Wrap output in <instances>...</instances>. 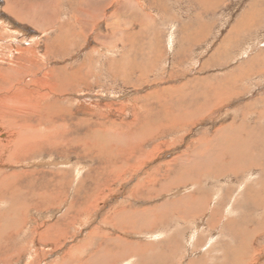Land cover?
<instances>
[{"label": "rangeland", "instance_id": "374dc122", "mask_svg": "<svg viewBox=\"0 0 264 264\" xmlns=\"http://www.w3.org/2000/svg\"><path fill=\"white\" fill-rule=\"evenodd\" d=\"M10 1L13 4L15 3V5L21 6L24 10L30 8L33 14L27 12L30 17L29 20H31L30 23L25 20L19 21L11 13L7 12V0H0V22H3L8 28L6 29L7 32H4L2 25L0 26V44L2 45L0 47V64L2 66L0 68L6 67V75H8L7 77L14 87L17 84L24 86V89L19 91L17 98L23 105L24 110H21V114L27 115L31 124L43 125L42 128L46 127L45 121L47 122V120L43 119L46 114L45 107L52 104L54 112L51 113V120L67 124V128L60 129L62 132L59 137L63 144L61 145L59 142V145L67 151V154L50 153L48 151L38 153L36 158L33 156L28 159V163L26 161L24 166L21 164L5 166L0 163V180L3 177L10 176L13 171L19 172L21 169L27 170L28 168L29 170L37 171H51V169L58 171L62 169L69 173L68 177H66L67 180L73 178L74 182L78 183L79 180H83L86 183L84 188L89 192V200L85 206H81V211L75 210L67 215L62 213H64L63 210L68 208V205L56 202L59 203L56 210L50 209L44 212L40 210V212L34 213L33 207L30 210L28 208L26 212L23 211L22 214L19 212L10 216L7 214L11 213L5 214V211L14 204L12 202H15L12 199H8V197L11 196L10 193L14 190L13 187L16 184L5 183L6 185L0 190V264H88L89 262V264H122L123 251L125 249L129 250L127 245H154L156 248L161 245H167L170 253L175 250V256L170 257L172 255H169L167 257L169 264H203V253L206 251V246L204 247V245H239V243L243 244V240L247 242V244L244 243L245 245L251 243L253 248L262 247L260 251L264 252V250L262 251L264 249V234L258 235L259 224L264 217L256 216L255 213L249 214L250 209L248 212L246 211L247 213L240 211V209H245V205L248 204L247 195H249V192L247 194V191L250 190L249 187L259 189L262 185H257L259 181L255 184L253 180L257 176L261 177V179L264 177V172L260 174L257 168L249 170L250 167L256 165H251L247 161L246 155L238 156L235 166L239 172L234 169L236 175L229 173L230 169H220V163L217 162L216 167L212 164L208 169L209 171L211 170L210 172L217 174L208 175L205 179H201L202 189L208 195L204 200L215 197L219 202L217 211L221 215H216L212 222H208L211 218L209 217L210 214L203 215L202 218L201 215L200 217L199 215L194 217L192 215L194 212H189V217L187 218L189 220L181 223V217L174 216L176 207L173 211L172 209L170 211L168 209L164 210L168 206L172 205L171 207H174V204L180 202L179 197H182L181 195L187 185H177L175 182L178 181L177 178H182L184 169H186L185 173L187 171L190 172L189 164L192 162L193 157L197 158L196 154L194 156L191 151L197 152L195 148L197 145H201V140H210L217 133L215 131L223 125H228V130L233 128L231 131L234 130L233 132L241 135L242 139H245L247 133L253 130H256L257 137L264 136V124H262L264 123V115L259 119L256 114L254 115L252 106L249 105L257 102L258 98L261 97L260 100L264 102V61L257 59L259 61L252 64L250 66L252 68L249 67L246 70L245 67L252 60L251 57L253 55L264 54V11L259 17L260 20L257 25L248 27V29L244 28L241 31L237 42L234 43L231 49L224 51V54L220 57L214 56L215 58H212L215 53L221 50L222 40L227 37L232 24L241 19L240 14L248 10L252 4L257 3L254 2L256 0H222L212 7L211 5L209 7H201V0H128V4L124 0H114V2L108 3L107 11L101 9L104 8L102 7V0H88L90 2L86 0ZM257 4H262L261 7H263L264 0L263 3ZM116 7H120L117 9L118 16L116 18H108V14L110 15ZM165 8L168 11L165 12ZM99 9L102 10L99 12V17H95V19L89 17L92 11H99ZM86 10L89 12L87 13ZM42 11L45 20H41L38 13H42ZM155 11L161 15L168 14L165 23L162 22L163 17L161 16H159V21L153 20L154 16L156 18ZM144 13H150L154 16ZM140 17L147 20L152 19L151 21H154L155 26L148 33L138 35V25L136 22L132 23L131 21ZM51 22L52 24H50ZM130 24L131 26L129 27ZM205 24L206 31L203 36L197 35L198 30L202 27L204 28ZM68 26L71 27V34L69 33L68 38L76 40L69 48H66L67 51H55L56 53L53 52L51 53L52 55L48 53V56L45 53L43 40L45 41L61 33L68 34V31H61V29L65 30L68 28ZM148 26L151 27V23ZM126 28H128V31L125 32ZM152 29L153 31H151ZM185 31L192 36L195 32L197 36L194 37L199 38L200 41L195 42V39L193 40L194 37L185 34ZM129 38L134 39L132 44L131 40H128ZM172 40L173 46L175 45L173 49L170 48ZM152 46H157L158 48V52L155 51L153 55L148 53L152 52ZM25 47L28 51H31L28 52ZM6 58L7 60H5ZM36 60L38 62L39 60L41 61L38 63ZM207 60L209 63L206 64ZM111 63L116 64L113 65ZM55 67L59 71L57 69L53 71ZM82 71L83 73L90 72L86 83L80 84L78 87H74L70 83L69 85L67 84L65 80H67L68 73L71 75L74 72L82 73ZM222 73L228 76L229 74H234L236 75L234 79H240L234 86L235 92L239 93V96L227 101L220 107L212 108L193 122L174 125V119L172 118L175 115L174 112H171L178 107L179 101H183V96L198 89L201 90L200 82L202 81H200V78L208 79L212 82L216 81L213 76L219 75V80H221L223 75L221 76L220 74ZM190 80L191 83L193 82L192 85L196 86L195 88L190 89L182 86L186 85L185 83ZM79 82L82 83L81 81ZM59 83L60 85H58ZM181 86L183 88L180 89ZM65 89L68 91L66 92L67 94ZM196 99V97H193L192 102L196 101ZM247 103L248 105L246 106L245 104ZM3 106L0 102V118L11 117L6 113L7 109L5 106L4 109ZM30 106L32 107L30 108ZM63 106L70 109L64 112L66 108H62ZM168 107L171 109H166ZM26 108L29 111L25 110ZM58 108L59 110H57ZM59 112L62 116H60ZM165 112L171 120H169L170 122L164 121V128H161L154 136L148 134L149 131H144V129L150 128L149 123H156L154 121L156 117H162L166 114ZM243 113L247 114L246 121H244ZM138 116L140 119L139 123L135 122ZM22 117L20 116L18 119L22 120ZM232 120H236L233 127L229 125ZM134 122L135 124H133ZM242 123L244 124L243 126ZM155 127L157 128V126ZM155 127L150 131L155 130ZM12 129L11 126L0 122V139H6L8 137L7 132L11 133ZM72 137H77V143L79 144L75 143L76 146L74 144L70 147L71 149H67L65 146L71 141ZM85 138H88L89 142L91 141L89 146L97 143L96 148L93 146L88 151V154L81 149L82 146L80 144V142L83 144L80 139ZM200 138L202 139L199 140ZM128 140L129 142H127ZM247 145H244V148L249 158L255 155L254 157H257V161L264 162V150L259 151L261 149L259 144H249L250 149ZM189 153L192 155L189 156ZM132 155L135 157H131ZM141 158L143 159L140 162L139 159ZM137 159L138 163L135 162ZM32 164H34L33 167ZM109 166L116 167V170H112ZM250 171L253 173H250ZM191 173L193 176L199 177L195 175V172ZM26 174L28 175V173ZM76 175L79 178L82 176V178L79 179ZM85 175H88L87 180H85L87 177ZM236 176L237 178H235ZM251 176L255 177L252 178ZM41 177L42 175L40 174L34 176L38 182L42 181ZM22 178L24 177L19 180ZM233 178L236 183L231 181ZM244 181L246 184H244ZM20 182L22 181H18L16 186H20ZM74 182L72 183L74 185L71 184L70 189H68L66 201L69 200L71 202L73 198L76 201L75 191L80 188L78 185L80 183ZM230 185H234L232 189ZM195 186L192 189H195ZM188 187L191 188V186ZM20 188L22 189V187ZM221 191L222 193H220ZM82 193L83 191L77 195L82 197L85 192L83 195ZM26 195V193L22 194L20 202L23 201L33 205L34 201L28 200ZM235 198L236 206L233 208L234 212L232 209L228 214L224 215V210L226 212V208L230 206ZM81 200L78 197L76 206L79 205ZM18 204L21 203L18 202ZM64 205L67 206L64 207ZM125 211H127V214L124 215ZM118 212L121 213L119 217L124 215L123 218H115V214ZM137 212L148 214L151 219L144 218L140 224L139 222L134 224L132 216H136ZM151 214L154 215L151 216ZM156 215L159 222L154 226V221L152 222V220L155 219L153 217H156ZM222 215L225 217H222ZM190 218H194L195 221L192 223L191 221L193 220ZM16 219L20 221L17 224L18 227L14 226ZM104 219H108V221L106 220L105 222ZM225 219L230 222L226 224ZM135 220L137 221V219ZM112 221L119 226L112 228L110 236L112 238H114L112 235L122 236L121 239L125 240V242H121L123 245H103L101 238L96 236L98 234H92L99 226L103 230H110L113 224ZM234 221L235 224H233ZM51 222L57 225L58 229L60 224L65 223L67 225L65 232L63 230V233L51 231L50 238H48L47 235H44V230L47 223ZM244 222L246 223L244 224ZM149 223H151L152 227L154 226L151 230L149 229ZM133 225L136 226L137 230L131 227ZM154 228L155 230L159 229L161 238L156 237L158 238L156 239L153 237L158 234L153 231ZM240 229H243L242 232L249 233L245 237L241 233L240 237L238 235L241 231ZM254 230H257L256 233H252ZM150 231L152 232L149 233ZM90 232L92 233L90 234ZM237 236L241 239H237ZM196 237L202 238L201 243H195ZM168 238L174 240L169 241ZM258 243L260 246L257 245ZM77 246L78 250H75ZM218 252L220 251L212 254ZM159 254L160 252L157 251L156 256H159ZM111 255L112 258H109ZM262 255L261 260H264V254ZM156 256L142 254L139 257L142 262L140 264L149 263ZM107 257L109 258L108 260ZM124 264H127V262Z\"/></svg>", "mask_w": 264, "mask_h": 264}, {"label": "bare ground", "instance_id": "6f19581e", "mask_svg": "<svg viewBox=\"0 0 264 264\" xmlns=\"http://www.w3.org/2000/svg\"><path fill=\"white\" fill-rule=\"evenodd\" d=\"M85 1V0H84ZM87 2H90L88 0H86ZM123 1V0H122ZM136 1V0H135ZM196 1V0H195ZM219 1H222V0H201L200 4H201V7L203 6H206V7H209V5L212 6H215L216 4L219 3ZM110 2H114V0H102V7L104 8H101L103 9L104 11H107L108 9V3ZM119 2V1H117ZM124 2H127V4L129 3L128 0ZM164 2V1H163ZM250 2V1H249ZM254 2H257V3H263V0H256ZM206 3V5H205ZM252 4L250 6V8L248 10H245L244 12H242V14H240V18L238 21H235L234 24H232V26L230 27V31H228L227 33V37L224 38L222 40V45H221V50L218 51V53H215L212 58L214 59L216 56L220 57L224 54V51H228V49H231V47L234 46V43L237 42V38H238V35L241 33V31L246 28L248 29V27H252V26H255L258 24L259 20H260V16L261 14L263 13L264 11V6L261 7L262 4ZM125 4V5H127ZM250 5V3H249ZM93 6V4H92ZM101 7V6H100ZM124 7V6H123ZM162 7V6H161ZM164 7V6H163ZM7 12L10 14H12L15 18H17V20L19 21H22V20H25V21H29V23L31 22L30 17L28 15L27 12H29L30 14H33V11L29 8L28 10H24L21 6L19 5H15V3L13 4V2H11L10 0H7ZM50 8V7H49ZM47 8V9H49ZM93 8V7H92ZM120 7H116L115 9H113L114 11H112V13L109 15L108 14V18L112 17V18H116L118 16V12H117V9H119ZM154 9V7H152ZM157 8V7H156ZM242 8V7H241ZM51 9V8H50ZM101 9H99V11H92L90 14H89V17H92L95 19V17H99V12L102 11ZM150 9V8H149ZM158 9V8H157ZM206 9V8H205ZM204 9V10H205ZM208 9V8H207ZM38 10V9H37ZM48 11V10H47ZM168 11L166 8H165V12ZM54 12V11H53ZM86 12L88 13L89 11L86 10ZM142 12V11H141ZM40 14V17H41V20H45V16L43 15V11L42 13L38 12ZM106 13V12H105ZM156 13V11H155ZM154 13V14H155ZM146 14V13H144ZM88 15V14H87ZM146 15H152L150 13H147ZM154 16V15H152ZM159 16L163 17L162 18V22H166V18H168V14L166 15L165 14H157L156 13V18L154 16V19H156V21H159ZM12 17V16H11ZM49 17V16H48ZM47 17V18H48ZM28 18V19H26ZM53 20V18H51ZM47 20V19H46ZM76 20L78 21L77 17H76ZM152 20V19H151ZM151 20H147V19H144V18H135L133 19L131 22L132 23H135L138 25V32L137 34H143V33H148L149 30L151 28H154L155 24H154V21H151ZM49 21V20H48ZM147 21V22H146ZM47 22V21H46ZM40 23V21H39ZM151 23V27L148 26V24ZM3 22H0V26L2 25V30L4 32H7L6 29L7 26H3ZM52 24V22L50 23ZM236 24V25H235ZM143 25V26H142ZM158 25V24H157ZM60 26V25H58ZM56 26V27H58ZM131 26V24L129 25V27ZM134 26V25H132ZM52 27V26H51ZM50 27V28H51ZM70 26H68V28H66L65 30L64 29H61L62 32H67L68 31V34H58V35H55L53 36L52 38H48L46 39L45 41L43 40L44 42V48H45V53H53L55 51H60V52H64V51H67L66 48H69V46L72 45V43L76 40L73 39H69V33L71 34L70 32ZM55 29V28H54ZM128 31V28L125 29V32ZM153 31V29L151 30ZM162 31V30H161ZM206 31V24L204 25V28L202 27L200 30H198V33L197 35H201L203 36V34L205 33ZM156 32V30H155ZM159 32V31H158ZM1 33V32H0ZM134 33V32H133ZM85 34V33H84ZM185 34L187 35H191L190 33H188L187 31H185ZM9 35V34H8ZM43 35V34H42ZM159 35V34H158ZM196 33L194 32V35L191 37H194V36H197ZM244 35V34H243ZM1 36V35H0ZM3 37V36H2ZM45 37H49V36H45ZM44 37V38H45ZM51 37V36H50ZM71 37V36H70ZM130 37V35H129ZM154 37L156 38L157 36L154 35ZM4 38V37H3ZM11 38V37H10ZM15 38V37H14ZM140 38V36H139ZM138 38V39H139ZM154 38V40H155ZM9 39V38H8ZM16 39V38H15ZM159 40V38H156ZM161 39V38H160ZM195 39V40H194ZM14 41V39H12ZM23 40V39H21ZM128 40H131V44L134 42V39L133 38H129ZM179 40V39H178ZM193 40L195 42H199L200 39L197 38V37H194ZM25 41V40H24ZM42 41V40H41ZM86 41V40H85ZM0 42H1V39H0ZM32 42V40H31ZM36 42V41H35ZM79 42V41H78ZM137 42V41H136ZM161 42V41H160ZM173 40L171 41V45H170V48L173 49V47H175V45L173 46L172 44ZM29 43V42H28ZM33 43V42H32ZM41 43V42H40ZM135 44V43H134ZM153 44V42H152ZM1 45V44H0ZM9 45V44H8ZM31 45V44H30ZM34 45V44H33ZM41 45V44H40ZM154 45V44H153ZM32 46V45H31ZM30 46V47H31ZM135 46V45H134ZM133 46V47H134ZM2 47V45L0 46ZM34 47V46H33ZM120 47V46H119ZM130 47V46H129ZM26 48V47H25ZM35 48V47H34ZM43 48V49H44ZM161 48V47H160ZM130 49V48H129ZM27 50V48L25 49ZM40 50V49H39ZM28 51V50H27ZM26 51V52H27ZM31 51V50H29ZM28 51V52H29ZM151 53L148 52L149 54H154V52H158V48L157 46L155 47H151ZM11 52V51H10ZM21 52V50H20ZM36 52V51H35ZM182 52V50H181ZM33 53V52H32ZM37 53H38V49H37ZM42 53H44L42 51ZM41 53V54H42ZM44 53V54H45ZM56 53V52H55ZM214 53V52H213ZM212 53V54H213ZM228 53V52H227ZM9 54V52H8ZM19 54V53H17ZM23 54V53H22ZM39 54V53H38ZM48 54V56H49ZM157 54V53H156ZM211 54V55H212ZM27 55V54H26ZM32 55V54H31ZM31 55H29L31 57ZM46 55V54H45ZM52 55V54H51ZM59 55V54H57ZM209 55V56H211ZM228 55V54H227ZM35 56V55H34ZM33 56V57H34ZM43 56V55H42ZM47 56V57H48ZM215 56V57H214ZM10 57V56H9ZM46 57V56H45ZM153 57V56H152ZM158 57V56H157ZM35 58V57H34ZM39 58V57H38ZM42 58V57H41ZM44 58V57H43ZM222 58V57H221ZM249 58V57H247ZM27 59H28V56H27ZM40 59V58H39ZM45 59V58H44ZM225 59V58H223ZM222 59V60H223ZM252 60H250L249 64L247 63V65H245L246 67V70L249 69V67L254 64V63H257L259 60L260 61H264V54H256V55H253L251 57ZM259 59V60H257ZM7 60V58L5 59ZM9 60V59H8ZM12 60V59H11ZM24 60V58H23ZM48 60H49V57H48ZM47 60V61H48ZM53 60V59H52ZM2 61V60H1ZM41 60H39L40 62ZM115 61V60H114ZM221 61V60H220ZM231 61V60H230ZM229 61V62H230ZM7 62V61H6ZM32 62V61H31ZM35 62V61H34ZM36 62H38V60H36ZM35 62V63H36ZM38 62V63H39ZM46 62V61H45ZM52 62V61H51ZM116 62V61H115ZM125 62V61H124ZM245 62V61H244ZM16 63V62H15ZM21 63V62H20ZM23 63V62H22ZM86 63V62H84ZM206 64L209 63V61L207 60V62H205ZM9 64V63H8ZM12 64V63H11ZM25 64V63H24ZM37 64V63H36ZM111 64H116V63H111ZM263 64V63H262ZM7 65V64H6ZM16 65V64H15ZM20 65V64H19ZM40 65V64H39ZM264 65V64H263ZM262 65V66H263ZM0 66H2L0 64ZM21 66V65H20ZM18 66V67H20ZM5 67V66H4ZM4 67L0 68V102L2 103V106L4 105L5 108L7 109V114L10 115L11 117L9 118H3L1 117L0 118V122L6 124V125H9L11 126L13 129L11 131V133L7 132L8 133V137L4 140H1L0 139V163L2 165H12V166H16V165H23L26 164V161L28 159H30L31 157L35 156L36 158V154H40V153H44L46 151L50 152V153H53V152H59L60 154H67V151L64 150L63 148H61L60 146L63 145L62 144V141H60V133L62 131H60V129H64V128H67V124L66 123H58L57 121H53L51 120V113L54 112V109H53V106L52 104L48 105L45 107V111H46V114L44 115L43 119L44 120H47V122L45 121V124L47 125L46 127H43V125H33L31 124L29 121V118L27 117V115L25 114H21V110H24L23 109V105H22V102L19 101V99L17 98L18 97V93L19 91H22L24 88V86L22 84H17L16 87H14V85L10 82V80L8 79V75H6V67L5 69H3ZM54 67V66H53ZM115 67V66H114ZM229 67V66H228ZM242 68V66H240ZM119 68V67H118ZM239 68V67H238ZM252 68V67H250ZM25 69V68H24ZM33 69V68H31ZM45 69V68H44ZM57 68L55 67L53 69L56 70ZM63 69V67H62ZM61 69V70H62ZM82 69V68H81ZM263 69V68H261ZM37 70V69H36ZM43 70V69H42ZM64 70V69H63ZM62 70V72H64ZM83 70V69H82ZM112 70V69H111ZM251 70V69H250ZM10 71V70H9ZM47 71V70H46ZM57 71H59L57 69ZM90 71V70H88ZM149 71V70H148ZM245 71V69H244ZM253 71V70H252ZM257 71V70H256ZM262 71V70H261ZM8 72V71H7ZM36 72V71H35ZM92 72V71H90ZM90 72H86V73H80V72H74L72 73L71 75L68 73V76H67V80H65L67 82V84L69 85V83L74 87H78L80 86V84L83 85V83H86V80L88 78V75H90ZM230 72V71H229ZM249 72V71H248ZM247 72V73H248ZM33 73V71H32ZM31 73V74H32ZM49 73V72H48ZM66 73V71H65ZM227 73V72H226ZM255 73V71H254ZM52 74V73H51ZM55 74V73H53ZM124 74V73H123ZM229 74V73H228ZM263 74V73H262ZM30 75V74H29ZM35 75V74H34ZM221 76L223 75V78L221 80L219 75H215L213 76L214 79H216V81H209L208 79H203V78H200V82L201 83V90H196L195 92L193 93H190L186 96H183V101H179V104H178V107H176V109H173V111L171 113L174 112V117L172 114H170L171 117H173L172 119H174V122L173 124L174 125H178V124H188L190 122H193L195 119H198L200 118L202 115H204L206 112H208L209 110H211L212 108H216V107H220L222 106L224 103H226L227 101L233 99L234 97H237L239 96V93L235 92L236 90L234 89V86L236 85L237 81H239L240 79L238 78L237 80L234 79L236 77V75L232 74L229 76L222 73L220 74ZM242 75V74H241ZM252 75V74H251ZM255 75V74H254ZM260 75V74H259ZM66 76V75H65ZM248 76V75H247ZM127 77V76H126ZM246 77V76H245ZM249 77V76H248ZM63 78V77H62ZM251 78V77H250ZM34 79V78H32ZM53 79V78H52ZM211 80V78H209ZM59 80V79H57ZM198 80V79H197ZM79 81H81L82 83H80ZM199 81V80H198ZM244 81V79H243ZM17 82V81H16ZM60 82V81H59ZM196 82V81H195ZM193 83V82H192ZM191 83V80L188 82V83H185L186 85H182L183 87H189L190 89H193L195 88L196 86L192 85ZM198 83V82H197ZM199 83V84H200ZM195 84V83H194ZM60 85V83L58 84ZM65 86V85H64ZM180 87L183 88V87ZM54 87V86H53ZM56 87V86H55ZM63 87V86H62ZM61 87V88H62ZM69 87V86H68ZM84 87V86H83ZM57 88V87H56ZM67 88V87H66ZM179 88V87H178ZM54 89V88H53ZM64 89V88H62ZM75 89V88H74ZM83 89V88H82ZM186 89V88H185ZM184 89V90H185ZM175 90V89H174ZM177 90V88H176ZM188 90V89H187ZM61 91V90H60ZM200 91V92H199ZM68 92L66 91L65 89V93ZM70 92V91H69ZM63 93V92H62ZM158 93V92H157ZM181 93V91H180ZM67 94V93H66ZM184 94V93H183ZM61 95V93H60ZM52 97V96H51ZM58 97V96H57ZM179 97V95H178ZM193 97H196V101H193L192 102V98ZM40 98V97H39ZM180 98V97H179ZM262 98V97H261ZM261 98H258L259 100L255 103H250L249 105L252 106L253 108V113L254 115L256 114V116L260 119L263 115H264V102H262L260 99ZM38 99V98H37ZM36 99V100H37ZM57 99V98H56ZM59 99V98H58ZM85 99V98H84ZM88 99V98H87ZM90 99V98H89ZM177 99V98H176ZM34 100V99H33ZM40 100V99H39ZM150 100V99H149ZM32 101V100H31ZM92 101V100H91ZM37 102V101H36ZM40 103V101H38ZM53 102V101H52ZM165 102V101H163ZM169 102V101H168ZM262 102L258 107L257 105ZM173 103V102H172ZM177 103V102H176ZM43 104V103H42ZM46 104V103H45ZM48 104V103H47ZM59 104V103H58ZM63 104V103H62ZM84 104V102H83ZM91 104V103H90ZM89 104V105H90ZM164 104V103H163ZM80 105V104H79ZM166 105V104H165ZM246 106L248 105L245 104ZM3 106V108H4ZM38 106V105H37ZM85 106V105H84ZM244 106V104H243ZM28 107V106H27ZM32 106H30L31 108ZM87 107V106H86ZM132 107V106H131ZM161 107V106H160ZM4 108V109H5ZM36 108V107H35ZM41 108V107H40ZM60 108V107H59ZM59 108L57 110H59ZM62 108H66V107H62ZM61 108V109H62ZM158 108V107H157ZM174 108V107H173ZM244 108V107H243ZM70 109V108H69ZM68 108H66L65 111H68L69 110ZM86 109V108H85ZM137 109V108H136ZM155 109V108H154ZM168 110V108H166ZM245 109V108H244ZM27 111H29V109H25ZM157 110V109H155ZM167 110V111H168ZM215 110V109H214ZM252 110V109H251ZM35 111V110H34ZM56 111V110H55ZM154 111V110H152ZM163 111V110H162ZM24 112V111H23ZM57 112V111H56ZM63 112V111H62ZM88 112V111H87ZM170 112V111H169ZM247 112V111H245ZM5 113V114H6ZM29 113V112H28ZM27 113V114H28ZM60 113V112H59ZM58 113V114H59ZM69 113V112H68ZM166 113V112H165ZM249 113V112H248ZM63 114V113H62ZM139 114V113H138ZM252 114V113H251ZM253 115V116H254ZM20 116H23L22 117V120H19L18 118H20ZM60 116L61 113H60ZM145 116V115H144ZM212 116V115H211ZM243 116H244V121H246V117H247V114L246 113H243ZM250 116V115H248ZM252 117V116H251ZM138 119H134L135 122L139 123L140 119H139V116L137 117ZM144 119V118H143ZM150 119V118H149ZM253 119V118H252ZM65 120V119H64ZM168 122L169 120H171L170 118H168V114H164L162 117L159 116V118L156 117V119L154 120L156 123H149V127L148 129H144V131H149L148 134L150 135H155L157 134L158 131L161 130V128H164L165 126V121ZM250 120V119H249ZM257 120V119H256ZM66 121V120H65ZM227 121V120H226ZM251 121V120H250ZM253 121V120H252ZM135 122L133 124H135ZM170 122V121H169ZM240 122V121H239ZM243 122V121H242ZM248 122V121H247ZM262 122V120H261ZM260 122V123H261ZM235 123H236V120H232V122L229 124L233 127V125L235 126ZM256 123V121H255ZM155 124H158V125H155ZM247 124V123H246ZM251 124V123H250ZM264 124V123H262ZM227 125V124H226ZM244 124L242 123V126ZM101 126V125H100ZM135 126V125H134ZM157 126V128L155 127ZM153 127H155L156 129L153 130V131H150ZM175 127V126H174ZM237 127V126H236ZM239 127V126H238ZM248 127V125H247ZM251 127V126H250ZM249 127V128H250ZM257 127V126H256ZM228 125L225 126H221L217 129V132L210 140L206 141V140H201L202 138H200L199 140H201V145H197L195 150H197L196 153H194V151H191L192 154H196L197 158L196 157H193L192 159V162L189 164V170L190 172L187 171V173H185L186 169H184V173L182 174V178H177V182H175L177 185H180L182 184L183 186L184 185H187V188L185 187V191L183 192V194L181 195L182 197H179L180 199V202L179 203H176L174 204V207H171V206H168L167 208H165L164 210H169L172 209V211L175 209L176 207V210H175V213L174 216L175 217H181L180 219V222H185V221H188L189 219H187L189 217V212H194V214L192 213V215L195 217V216H198L200 217V215L202 216L203 218V215H209V217H211L209 219V223L213 221V218L220 214V212L217 211V208H218V200L215 199L214 195H211L214 197V198H209L208 200H204L205 198H207L208 195L205 194V192L203 191L204 189H202V186H201V179L205 177H207L208 175H213V174H217V173H214V172H210L208 169L209 167L214 164L217 165L218 163H220V169L222 168V170L224 169H230L229 170V173H234V169L235 171H238V168L235 166L236 165V161L238 159V156H241V155H246V159L247 161L250 162L251 165H256L254 167H250L249 170L251 169H256L259 170V173H263L264 172V162L263 161H257V157H254L252 156V158H249L248 154H246V150L244 148V145H247V147H249V144L250 145H254V143H258L259 144V147L261 148L259 151H262L264 150V136H259L257 137L258 135L256 134V130H253L252 132L249 131L247 133V137L245 139H242L240 136L241 135H238L236 132H233L231 131V128L230 130H228ZM262 128V127H261ZM3 129V128H2ZM133 129V128H131ZM246 129V128H245ZM254 129V128H252ZM135 130V129H134ZM238 130V129H237ZM239 131V130H238ZM237 131V132H238ZM245 131V130H244ZM262 131V129H261ZM95 132V131H94ZM214 132V133H215ZM241 132V130H240ZM1 133V132H0ZM116 133V132H115ZM233 133V134H232ZM5 134V133H4ZM114 134V133H113ZM134 134H137V133H134ZM139 134V132H138ZM147 134V135H148ZM98 135V134H96ZM88 136V135H87ZM90 136V135H89ZM99 136V135H98ZM97 136V137H98ZM149 136V135H148ZM93 137V136H92ZM102 137V136H101ZM106 137V136H105ZM242 137H244L242 135ZM1 138V137H0ZM95 138V137H93ZM148 138V137H147ZM150 138V136H149ZM207 138V137H206ZM129 139V138H128ZM145 139V138H144ZM250 139V141H249ZM78 138L75 137V138H71V141L67 144V146H65L67 149H69L71 146H73L75 143H77L78 141ZM95 140V139H94ZM100 140V139H99ZM109 140V139H108ZM136 140H138V138H136ZM80 141L83 142V144L80 142L81 146H82V150L84 152H86L88 154V151L92 149V147L96 146L95 145H91L89 146V140L88 138H85V139H80ZM59 142L61 145H59ZM129 142V140L127 141ZM198 142V143H200ZM250 142V143H249ZM100 143V142H99ZM136 143H139V142H136ZM261 143V145H260ZM79 144V143H77ZM203 144H205V146H203ZM101 145V144H99ZM76 146V144H75ZM74 146V147H75ZM147 146V145H146ZM78 147V146H77ZM79 148V147H78ZM96 148V147H95ZM255 148V147H254ZM71 149V148H70ZM194 149V147H193ZM250 149V147H249ZM253 149V148H252ZM80 151V150H79ZM99 151V150H98ZM255 151V150H253ZM83 153V152H82ZM102 153V151H101ZM128 153V152H127ZM150 153V152H149ZM255 153V152H254ZM188 154V153H187ZM186 154V155H187ZM190 154V153H189ZM192 154H190L189 156H191ZM251 154V155H252ZM78 155V154H77ZM184 155V154H183ZM134 155H132L131 157H133ZM188 156V158H189ZM257 156V155H256ZM68 157V156H67ZM86 157V156H85ZM88 157V156H87ZM135 157V156H134ZM152 157V156H151ZM183 157V156H182ZM192 158V157H191ZM226 158V159H225ZM143 158L139 159V161L141 162ZM47 160V159H46ZM33 161V160H32ZM239 161V160H238ZM34 162V161H33ZM48 162V161H47ZM138 163V159L135 161ZM218 162V163H217ZM28 163V161H27ZM37 164H38V161H37ZM41 164V163H40ZM31 165V164H30ZM55 165V164H54ZM28 166V165H27ZM34 166V164H32V167ZM37 166V165H36ZM56 166V165H55ZM208 166V167H207ZM19 167V166H18ZM31 167V169H32ZM216 167V166H215ZM214 167V168H215ZM30 168V167H29ZM74 168V167H73ZM109 168H111L112 170H116V167L114 166H109ZM187 168V166H186ZM55 169V168H54ZM75 169V168H74ZM83 169V168H82ZM212 169V168H211ZM56 170V169H55ZM53 170L51 169L48 170V171H37V170H29L27 168V170H20L19 172L18 171H13L12 174L10 176H7V177H3L1 180H0V190H2V187L5 186L6 184L5 183H8V184H11V185H17V182L18 181H22L20 182V186H14V190L11 191L10 193V197H8V199H12L13 201L15 202H12L14 203L13 205H11L10 209H8L7 211H5V214L6 213H11V214H7V215H10L12 216L13 214L16 215L17 213L21 212L20 214H22L23 211L26 212V210L29 208H33V212L36 213V212H40V210L42 212L44 211H47V210H50V209H54L56 210L57 208V205L61 202L62 204L65 203L68 205V208L66 210H63L64 215H67L69 214L70 212L72 211H81V206H85V204L88 203V200H89V192L88 190H85L84 188V185H86V183L82 180L78 183L77 182H74L72 179L73 178H69L67 180L66 177H68L67 175H69V173L65 170ZM80 170V169H79ZM256 170V171H257ZM31 171V173H30ZM76 171V170H75ZM81 171V170H80ZM207 171V172H206ZM226 171V170H225ZM1 172V171H0ZM37 172V173H36ZM77 172V171H76ZM191 172H195V175L199 176V177H196V176H193V174ZM220 173V171H218ZM239 172V171H238ZM237 172V173H238ZM241 172V171H240ZM252 171H250L251 173ZM28 173V175L26 174ZM191 173V174H189ZM253 173V172H252ZM42 175V181L41 182H38L34 176L35 175ZM81 174V173H80ZM181 174V173H180ZM82 175V174H81ZM80 175V176H81ZM227 175V174H225ZM236 175V174H235ZM77 176V175H76ZM87 176L85 178V180H87L88 178V175H85ZM238 176V175H237ZM237 176L235 178H237ZM21 177H24L22 178L21 180H19ZM78 177V176H77ZM76 177V178H77ZM229 177V176H228ZM232 177V176H231ZM252 178L255 177V176H251ZM250 177V178H251ZM79 178V177H78ZM77 178V179H78ZM82 178V176H81ZM79 178V179H81ZM218 178V177H217ZM216 178V179H217ZM251 178V179H252ZM243 179V178H242ZM231 180V179H229ZM237 180V179H236ZM248 180V179H247ZM77 183L80 188H77V190L74 192L75 194V197H76V201L74 200V198L72 199V201L70 202L69 200H67V196H68V189H70L71 187V184L73 183ZM76 181V179H75ZM200 184H199V182ZM231 181H234V178L233 180ZM259 181V182H258ZM43 182V184H42ZM221 182V181H220ZM235 182V181H234ZM238 182V181H237ZM253 182L255 184H258L257 185H261L260 186V190L259 189H256V187L254 189H252L251 187L250 190L247 191V194L249 192V195L248 198H247V203L245 205V209H240V211L242 210L244 213H247L248 210L250 209V212L249 214H252V213H255L256 216H260V217H264V177L263 179H261V177H256L255 180H253ZM236 183V182H235ZM241 183V182H240ZM189 184V185H188ZM203 184V183H202ZM244 184H246V182L244 181ZM74 185V184H72ZM196 185V186H195ZM204 185V184H203ZM242 185V184H241ZM240 185V186H241ZM77 186V185H76ZM83 186V187H82ZM188 186H191L188 187ZM194 186L196 187L195 189H192L194 188ZM209 186H212V185H209ZM227 186V185H226ZM231 186V185H230ZM234 186V185H233ZM233 186H231V189L233 188ZM237 186V185H236ZM22 187V189L20 188ZM216 187V186H215ZM243 187V186H242ZM253 187V186H252ZM73 188V186H72ZM72 188H71V191H72ZM82 188V189H81ZM190 188V189H189ZM205 188V187H204ZM229 188V187H228ZM188 189V190H187ZM239 189V187H238ZM237 189V190H238ZM244 189V188H243ZM248 189V188H247ZM75 190V189H73ZM85 190V191H84ZM220 190V189H219ZM236 190V189H235ZM83 193L85 192V195L80 197V195H77V194H80V192ZM225 192V191H224ZM246 192V190H245ZM27 194L26 196L28 197V200H32L34 201L33 205L32 204H28L27 202H20V198L22 196V194ZM82 193V195H83ZM218 193V192H217ZM222 193V191L220 192ZM219 195V194H218ZM230 195V194H229ZM233 195V194H232ZM242 195V194H241ZM244 195V194H243ZM217 196V195H216ZM226 196V195H225ZM224 196V197H225ZM246 196V195H245ZM245 196H243V198H245ZM78 197L79 199L81 198L82 200L80 201L79 205L76 206V202L78 201ZM219 197V196H218ZM221 197V196H220ZM232 197V196H231ZM6 198V197H5ZM26 198V197H25ZM65 198V199H64ZM222 198V197H221ZM227 198V197H226ZM233 198V197H232ZM23 199V198H22ZM215 199V200H214ZM228 199V198H227ZM226 199V200H227ZM246 199V198H245ZM26 200V199H25ZM236 200V198L232 201V203L230 204V206H228L226 208V212L224 210V215H226V213L228 214L229 211H231L235 205L236 202H234ZM7 201V200H6ZM27 201V200H26ZM245 201V200H244ZM21 203V204H18ZM56 202H59V203H56ZM221 202V201H220ZM221 204V203H220ZM225 204V203H224ZM67 205H64L67 206ZM223 205V204H222ZM233 205V206H232ZM225 207V206H224ZM230 207V208H229ZM243 208V207H242ZM237 209V208H236ZM60 210V209H59ZM238 210V209H237ZM222 211V210H221ZM247 211V212H246ZM233 212H234V209H233ZM237 212V211H236ZM138 214L136 216H132V219H133V223H137L139 222V224L144 220V218H148V219H151V217H149L150 215L148 214H145V213H141V212H137ZM238 213V212H237ZM241 213V212H240ZM120 212L116 213V217L115 218H123V216L125 214H127V211L124 212V215H122L121 217L120 216ZM235 214V213H234ZM259 214V215H257ZM154 214H151V216H153ZM157 215H160V214H157ZM157 215L156 217H153L155 218L154 220H152V222L154 221V226L157 225L156 223L159 222L158 221V218H157ZM221 215V214H220ZM224 215H222V217H225ZM1 217V216H0ZM236 217V216H235ZM239 217V216H237ZM246 217V216H245ZM107 218V217H106ZM171 218V217H170ZM227 218H230V217H227ZM234 218V217H233ZM243 218V217H242ZM249 218V217H248ZM256 218V217H255ZM137 219V221L135 220ZM139 219V220H138ZM172 219V218H171ZM192 219L193 221H191L192 223L195 221L194 218H190ZM197 219V218H196ZM244 219V218H243ZM246 219V218H245ZM22 220V219H21ZM108 221V219H106ZM106 220L104 219V221L106 222ZM163 220V218H162ZM173 220V219H172ZM252 220V219H251ZM257 220V219H256ZM259 220V219H258ZM263 221H260V226L258 228V235L261 236V234L263 235L264 234V218L262 219ZM115 221V220H114ZM156 221V222H155ZM224 221V220H223ZM243 221V220H242ZM245 221V220H244ZM253 221V220H252ZM11 222V221H10ZM14 222V221H13ZM20 221H18V219L15 220L14 222V226H17L18 227V223ZM151 222V223H152ZM215 222V221H214ZM222 222V221H221ZM228 222L230 221H226L225 219V223L227 224ZM239 222V221H238ZM41 223V222H40ZM112 226H111V229L110 230H103L101 226H99L97 229H95L92 233L90 232V234H98L96 236L100 237L101 238V243L103 245H123L121 244V242H125L124 239H121L122 236L120 235H112L114 238H112L110 235H111V230L112 228H116L117 226H119L117 223L113 222L112 221ZM151 223H149V229L151 230L153 227L151 225ZM218 223V222H217ZM237 223V222H236ZM246 222H244L245 224ZM258 223V222H257ZM21 224V223H20ZM191 224V223H190ZM216 224V223H215ZM221 224V223H220ZM235 224V221L234 223ZM243 224V225H244ZM10 225V224H9ZM236 225H239V224H236ZM242 225V226H243ZM256 225V224H255ZM175 226H177L175 224ZM185 226V225H184ZM250 226V225H248ZM13 227V226H12ZM67 227V225L65 223L63 224H60L59 226V229L57 227V225L53 224L52 222L51 223H47V226H46V229L44 230V235H47L48 238H50V234H51V231H56L58 233H63L65 232V228ZM132 228H135L136 229V226H131ZM164 227V226H163ZM188 227V226H187ZM194 227V226H193ZM206 227V226H205ZM208 227V226H207ZM225 227V226H224ZM184 228V227H183ZM182 228V229H183ZM228 228V227H227ZM244 228V227H243ZM140 229V228H139ZM192 229V228H191ZM61 230V231H60ZM63 230V232H62ZM137 230V229H136ZM135 230V231H136ZM141 230V229H140ZM145 230V229H144ZM159 229H156L154 228V232L155 233H158L156 236H153V237H160L161 234H159ZM160 230H162L160 228ZM235 230V229H234ZM241 230V231H240ZM238 235L241 237V235H243V237H245L249 232H242L243 229H240ZM134 231V230H133ZM238 231V230H237ZM255 231V230H254ZM252 232V233H256L255 232ZM138 234H140L139 231H137ZM152 231H150L149 233H151ZM143 233V232H142ZM147 233V232H145ZM144 233V234H145ZM165 233V231H164ZM196 233V232H195ZM234 234V232H232ZM242 233V234H241ZM251 233V235H252ZM143 234V235H144ZM241 234V235H240ZM142 235V234H141ZM155 235V234H154ZM90 236V235H89ZM94 236V235H93ZM239 236H237V239L239 238ZM259 236V237H260ZM150 237H152L150 235ZM168 237V235H167ZM249 237V236H248ZM253 237V236H252ZM40 238V237H39ZM64 238V237H63ZM161 238V237H160ZM193 238V237H192ZM263 238V237H262ZM158 239V238H156ZM169 241H173L174 239H170L168 238ZM196 241L195 243H201V240L202 238L200 237H196ZM241 239V238H239ZM245 239V238H244ZM253 239V238H252ZM104 240V241H103ZM251 240V239H250ZM259 240V239H257ZM40 241H42L40 239ZM261 241V240H260ZM259 241V242H260ZM111 242V243H110ZM140 242V241H139ZM227 242V241H226ZM129 243V242H127ZM217 243V242H216ZM239 243V241H238ZM244 243L247 244V242H244L243 240V244L242 243H239V245H204V247L206 246V251L205 253H203V264H256V263H259V264H264V260H261V258L263 257L262 254H264V252H261V248L262 247H256V248H253V245H251V243L249 245H245ZM255 243V241H254ZM263 243V241H262ZM88 244V243H87ZM142 244V243H141ZM154 244V243H153ZM212 244V243H210ZM230 244V243H229ZM252 244H253V241H252ZM264 244V243H263ZM259 245V243L257 244ZM76 246V245H75ZM178 246V245H177ZM260 246V245H259ZM128 249H125L123 251V260H122V264H124L125 262H127V264H140L142 263L141 260H140V255L142 254H149V255H153L156 256V252L159 251L160 254L159 256H156L151 262L149 263H144V264H169V260L167 259V257L169 255H172L170 257H173L175 256L174 255V251L172 253H170L169 251V248L167 245H161L160 247L156 248V246H152V245H127ZM179 247V246H178ZM203 247V248H204ZM81 248V246H80ZM30 249V248H29ZM74 250V249H73ZM75 250H78V246H77V249ZM120 250V249H119ZM257 250V251H256ZM264 249H262L263 251ZM216 251H220L218 253H214L212 254L213 252H216ZM86 253V252H85ZM177 253V252H176ZM175 253V254H176ZM210 254V256H209ZM108 255V254H107ZM7 256V255H6ZM178 256V255H177ZM3 257V255H2ZM77 257V256H76ZM109 257V256H108ZM107 257V260L109 258H112V255L111 257L108 258ZM103 258V257H102ZM106 258V257H105ZM114 258V256H113ZM82 259V258H81ZM92 260V259H91ZM103 260V259H102ZM261 260V261H260ZM1 261V259H0ZM145 261V260H143ZM104 262V261H103ZM106 262V261H105ZM261 262V263H260ZM88 263V262H87ZM90 263V262H89ZM88 263V264H89Z\"/></svg>", "mask_w": 264, "mask_h": 264}]
</instances>
